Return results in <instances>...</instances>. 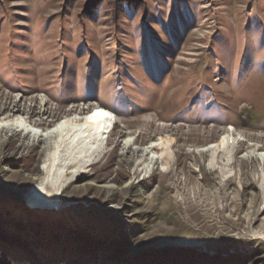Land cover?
I'll list each match as a JSON object with an SVG mask.
<instances>
[{
  "label": "rangeland",
  "instance_id": "374dc122",
  "mask_svg": "<svg viewBox=\"0 0 264 264\" xmlns=\"http://www.w3.org/2000/svg\"><path fill=\"white\" fill-rule=\"evenodd\" d=\"M96 106L106 149L45 210L48 151L0 129V264H264V0H0V119Z\"/></svg>",
  "mask_w": 264,
  "mask_h": 264
},
{
  "label": "bare ground",
  "instance_id": "6f19581e",
  "mask_svg": "<svg viewBox=\"0 0 264 264\" xmlns=\"http://www.w3.org/2000/svg\"><path fill=\"white\" fill-rule=\"evenodd\" d=\"M113 121L115 119L109 110L100 106L92 108L82 116L81 120L66 117L44 129L30 125L22 118L0 119L1 130L6 132L17 130L34 135L42 141V150L48 151L46 160L43 161L46 174L36 180L29 193V202L39 205L44 210L58 206L63 190L73 182L75 177L86 173L96 159L104 153L105 135L114 130ZM112 127L114 128L111 129ZM128 143L130 140L125 145ZM225 144L226 138L223 137L218 143L211 144L200 152H210L214 157L219 145L223 147ZM169 145L168 139L158 138L145 148L134 150L132 155L138 154L135 160L137 167L151 169L160 160L164 165L168 164L171 159ZM222 153L226 152L222 150ZM260 157L264 159V154ZM129 186L130 184H127L124 188ZM103 188L111 190L113 187L104 185Z\"/></svg>",
  "mask_w": 264,
  "mask_h": 264
}]
</instances>
